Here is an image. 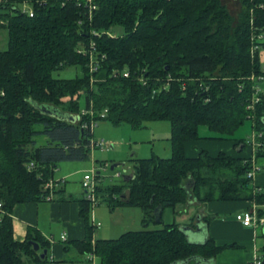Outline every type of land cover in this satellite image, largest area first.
I'll list each match as a JSON object with an SVG mask.
<instances>
[{"label": "trees", "instance_id": "1", "mask_svg": "<svg viewBox=\"0 0 264 264\" xmlns=\"http://www.w3.org/2000/svg\"><path fill=\"white\" fill-rule=\"evenodd\" d=\"M95 3L88 18V8L80 0H0V28L6 31V45L0 48V264H25L22 255L31 256L34 264L50 262L49 242L34 227H26L23 239L13 237L12 205L48 200L42 182L52 176L57 161L87 157L92 130L82 123L103 118L132 127L168 120L170 153L136 158L131 178L96 186L101 200L126 199L144 211L142 227L117 237L91 241L89 202L82 192L75 196L60 195L61 188L52 190L59 200L77 201L83 237L72 240L76 251L92 252L96 264H171L194 254L213 258L214 264L221 246L211 235L203 243H193L178 229L179 223L161 219L160 225L150 227L148 222L154 205L173 207L189 197L202 205L251 199L258 214H264V190L254 188L247 174L250 158L224 151L211 155L205 149L187 156L184 148L187 140L200 138V125L219 134L213 137L217 139L233 135L249 119L253 130L262 133L255 157L264 156V89L248 107L253 85L263 83L250 77L264 75L260 47L251 52L252 27L264 30V0H241L243 10L235 25L220 0ZM23 4L31 8V15ZM110 25L122 29L110 35L105 32ZM90 40L97 57L91 72L88 53L76 50ZM256 43L264 46V38ZM69 66L77 68L74 75L56 73ZM63 113L77 119L59 118ZM36 136L42 138L39 143ZM247 143L236 138L242 149ZM211 217L205 214L203 219L208 223ZM29 240L38 242L39 249L34 250ZM42 248L47 251L40 257Z\"/></svg>", "mask_w": 264, "mask_h": 264}, {"label": "rangeland", "instance_id": "2", "mask_svg": "<svg viewBox=\"0 0 264 264\" xmlns=\"http://www.w3.org/2000/svg\"><path fill=\"white\" fill-rule=\"evenodd\" d=\"M220 2L225 5L229 14L233 18L232 25H235L240 18L241 11L243 10L241 0H220ZM108 29H110L112 34H117L122 28L118 25H110ZM5 40L6 31L5 29L0 28V48L5 47ZM258 56L260 64L264 65V46H260L258 49ZM76 71L77 68L69 66L62 70H58L56 73L59 76L68 77L74 75ZM217 71L218 70H216L215 73ZM257 76L258 75H255V78H257ZM261 78V82L263 83H260V85L264 89V75L261 76ZM247 126L250 128L249 119L244 122L239 130L244 131ZM199 133L201 137L191 142L192 150L205 149L212 154V152L214 153L217 149H223L225 140L208 138L207 136H210L212 132H210L207 127L201 126ZM169 134L170 122L165 119L144 121L140 127H132L127 122L113 124L109 119H98L96 120L89 136H91V139L103 140L107 144V148H91L87 157L84 159L57 161L52 176L50 177H53L57 181L62 179L58 182V188L61 186L64 191L70 192L75 196L81 195L82 188L80 185V179L82 175L85 172L90 171L92 168L94 171L97 170L100 172L103 176L102 181L104 183H122L124 182L122 175L115 177L113 172L116 170H119L122 174L130 172V168L133 166L136 158L148 157L151 154L160 157H166L169 155ZM41 139L40 136H36L35 141L39 143ZM218 151L220 150H217V152ZM100 162H104L105 166L99 165ZM114 162H117L118 164L110 169V165ZM101 201L97 202L93 208V219L95 223H98L95 228L93 227L94 230L92 236L94 238L117 237L123 231L138 229L143 226L141 222L144 216V211L139 205L127 202L119 203L116 200H112V202L106 200L104 202ZM194 204L196 203L189 204L188 202H176L173 207H165V211L161 217L163 219L166 215L167 209L170 208L174 210L176 217L169 222H185L192 224L195 213L197 212V206ZM22 206L25 208L21 209ZM13 212L16 213L17 218L31 216V218L34 219L36 215L38 228L44 236L53 234L54 238H56L59 233L64 230L60 219H51L53 208L49 205V200L17 202L13 208ZM158 225H160V223H155L152 220H149L148 222V226L150 227H157ZM66 238L67 241L61 244L62 251L64 250V245L71 246V239L78 240L82 237L75 238L74 236H68L66 234ZM258 241L259 243L263 242V237H258ZM63 255L66 257L64 253ZM22 257L25 264H34L31 261V256L22 255ZM58 259L59 258H56V260ZM47 264H49V262Z\"/></svg>", "mask_w": 264, "mask_h": 264}, {"label": "crops", "instance_id": "3", "mask_svg": "<svg viewBox=\"0 0 264 264\" xmlns=\"http://www.w3.org/2000/svg\"><path fill=\"white\" fill-rule=\"evenodd\" d=\"M252 124L253 123L250 121V128H248L247 126L244 131H240L239 128L233 135H222L224 137L217 138L225 140L223 144L224 147L222 146L223 149L217 150L224 151L225 153L234 156H244L246 158L253 157L255 152L253 146L250 143H247V145L240 150L236 149L238 146H236L235 144L236 138H245L247 140V138L250 137L249 135L253 131ZM201 126L207 127L203 124L199 126V129ZM209 131L212 133L210 136H207L208 138H213L214 136L219 135L215 131ZM192 141L193 140H187L184 144L185 154L187 156H197L200 151L199 149L192 150ZM217 150L214 153L212 152V154H210L216 155L219 152H217ZM255 160L262 167L253 176L251 184L258 190H264V156L255 157ZM60 188L62 189V191H60L59 193L60 195L70 193L64 191L63 187L60 186ZM57 196L59 195L53 194L52 198L48 200L49 205H51V207L53 208L51 219H60L64 229L59 233L58 237L54 238L53 234L44 236L41 230L38 228L36 215L34 219L31 218V216L17 218L16 213L13 212V208L15 207V204L17 202L12 205L10 212L13 237L17 239H23L26 232V227L32 226L36 230H38L40 234L49 242V264H96L95 258L90 257V251L83 253L76 251L73 244L62 251L61 244L67 241V238H69H66V234L68 236H74L75 238L83 237V222L82 218L78 214L77 201L59 200ZM254 204L255 202L251 199L210 200L206 201L203 205L199 202L194 204L195 206H197L196 211L203 207L205 214L212 215V217L208 221V232L209 235H211L215 245L221 246V249L216 253L214 257V264H254L253 262L255 258L264 259V241L261 243H259L258 241V237L260 236H262L264 239V224L260 227L255 228L251 225H245L240 220L235 218V214L237 212L251 208ZM94 206L88 213L90 218L91 216L93 217ZM24 208L25 207L22 206L21 209ZM164 211L165 209H163V212ZM174 217H176V214H174V210L169 208L167 209L166 215L162 220L166 223L172 221ZM93 227L95 228V226ZM93 239L95 238L92 236L91 241H93ZM72 240L74 239H71V241ZM63 253L66 255V257L63 255ZM56 258H59V261H55Z\"/></svg>", "mask_w": 264, "mask_h": 264}, {"label": "built area", "instance_id": "4", "mask_svg": "<svg viewBox=\"0 0 264 264\" xmlns=\"http://www.w3.org/2000/svg\"><path fill=\"white\" fill-rule=\"evenodd\" d=\"M84 5L87 6L88 8V18L91 17V12L93 9H95L96 7V3L95 0H80ZM78 2V1H77ZM26 8V11L28 12L29 15L32 14V10L30 7H27V5L23 4L22 5V9L24 10ZM92 32L94 34H98L99 32L96 30H92ZM107 34L112 35V32L110 31V29L105 31ZM264 38V30L261 31H256L254 27H252L251 29V40H252V45H251V52H254L255 50H257L260 46L256 43V41L261 40ZM94 43L92 40H90L87 44L86 47L83 46V44H79L78 47L76 48L77 51L80 52H87L88 53V68L89 71H93L96 69V62H97V57L95 56L94 52H93V48H94ZM262 67V71L264 72V65H261ZM123 74L126 75L127 72L123 71ZM261 74H258L257 79H262L261 78ZM251 79H255V74H252ZM92 80V79H90ZM263 88L262 86L257 82L255 85H253V91H252V95H251V99H250V103L248 107H253L254 103L257 102L260 99V91H262ZM81 112H87L88 115H92L93 112L91 110H85V109H81ZM105 113V109L102 110L99 114L100 116H102ZM95 120L90 119L88 123H82L83 127H89L91 130L93 129V126L95 125ZM262 133L259 131L258 133H256L254 130L252 131V133L249 135L250 137L247 138V142L250 143L253 148H254V152L256 150V147L258 145L261 144L260 141H258V137L261 135ZM89 145L91 148L94 147H100V148H107V144L101 140V139H91L89 140ZM252 161V165L251 168L248 170L247 174L248 176H251L253 178V176L255 175V173L257 171H259L261 169V165L255 160V153L254 156L250 158ZM32 163L29 162L28 163V168L32 167ZM102 166H105V163H103ZM113 175L115 177H119L122 175V173L119 170H116L115 172H113ZM62 179H59V181L55 180L53 177H49L48 179L44 180L42 182V188L44 190H48L49 194L47 196V198H51L53 193L52 190L58 188V185ZM103 180V176L100 174L99 171H94V169L92 168L90 171L85 172L81 179H80V185L82 188V195L88 200V204H89V212L92 209V207L99 201H101L100 197L97 195L96 193V186L99 184L100 181ZM112 196L114 197L115 194H112ZM1 199H0V212H3L1 209ZM90 218V217H89ZM235 218L240 220L243 224L245 225H251L253 227H260L264 224V214L260 215L257 212V205L254 204L251 208H248L246 210L243 211H239L235 214ZM90 223L93 226H96L98 223H95L93 220V217L91 216L90 218ZM90 257H94V254L91 252ZM262 259L261 258H255L254 260V264H261Z\"/></svg>", "mask_w": 264, "mask_h": 264}, {"label": "water", "instance_id": "5", "mask_svg": "<svg viewBox=\"0 0 264 264\" xmlns=\"http://www.w3.org/2000/svg\"><path fill=\"white\" fill-rule=\"evenodd\" d=\"M39 107L41 110H43L45 112L56 113V110L51 108V107H47L45 105H39ZM59 118H65V119L67 118V119L73 121V120L77 119V116L74 114L63 113L59 116ZM241 147L242 146L239 145L236 149L240 150ZM117 164H118L117 162L112 163L110 165V169H112ZM132 176H133L132 172L122 174L123 180H128ZM121 197H124V193L121 194ZM124 202H127V200L125 199ZM187 202L189 204H192L194 202L198 203L192 197H189ZM162 212H163V206L160 203L153 206V208L151 210V215H152V220L155 223L161 222ZM204 216H205V211H204V208L201 207L195 213L194 221L192 224H188V223H179L178 224V229L185 234V236L189 242L203 243L207 240V238L209 236L208 223L203 219ZM263 231H264V228H263ZM29 242L31 243L34 250L39 249L38 242H36L34 240H29ZM46 251H47L46 248H42L40 253H39V256L43 257L46 254ZM192 260H193L192 264H212L213 263L212 262L213 258H206V257H203L201 255L194 254V255L188 256L186 258H180V259L173 260L171 262V264H189ZM262 263H264V259H262Z\"/></svg>", "mask_w": 264, "mask_h": 264}, {"label": "flooded vegetation", "instance_id": "6", "mask_svg": "<svg viewBox=\"0 0 264 264\" xmlns=\"http://www.w3.org/2000/svg\"><path fill=\"white\" fill-rule=\"evenodd\" d=\"M132 170V166H131V168H130V172H132L131 171ZM126 193H124V195H125ZM164 209V208H163ZM194 221V220H193ZM193 263V260L189 263V264H192Z\"/></svg>", "mask_w": 264, "mask_h": 264}]
</instances>
